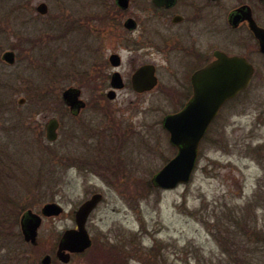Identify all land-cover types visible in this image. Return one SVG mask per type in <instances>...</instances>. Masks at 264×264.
<instances>
[{
	"label": "rangeland",
	"instance_id": "rangeland-1",
	"mask_svg": "<svg viewBox=\"0 0 264 264\" xmlns=\"http://www.w3.org/2000/svg\"><path fill=\"white\" fill-rule=\"evenodd\" d=\"M17 2L0 0V15L7 13L0 16V264H14L22 208L57 201L70 213L94 193L104 196L90 227L95 245L75 264H264V61L260 77L204 137L191 181L163 190L152 178L177 150L157 126L161 116L149 119L156 129L147 144L98 148L79 131L81 145L65 143L76 123L62 92L81 80L82 67L69 61L77 52L55 31L63 23L29 16L24 6L15 11ZM68 2L50 0L52 12L81 9L79 0ZM12 49L15 64L2 59ZM30 115L43 126L60 116L59 141L36 142L24 129ZM69 216L59 228L72 224Z\"/></svg>",
	"mask_w": 264,
	"mask_h": 264
},
{
	"label": "flooded vegetation",
	"instance_id": "flooded-vegetation-1",
	"mask_svg": "<svg viewBox=\"0 0 264 264\" xmlns=\"http://www.w3.org/2000/svg\"><path fill=\"white\" fill-rule=\"evenodd\" d=\"M48 1L33 4L32 0H18L14 10L24 6L25 12L31 11L29 16L63 23V29L55 31L67 37L70 53L77 52V58L69 61L82 67V75L78 76L81 80L63 90L62 100L66 90L78 89V100L83 104L72 106L63 100L66 116L76 123L73 129L64 131L67 145H81L82 138L86 139L77 131L93 136L98 148L123 142L149 143L151 130L156 129L149 126L152 115L161 116L157 126L170 143L164 119L184 111L197 95L202 99L209 96L208 84L214 78L211 66L221 54L244 58L254 72L249 87L228 100L218 117L260 77V63L264 61V0H79L81 9L72 7L69 0V11L64 15L52 12ZM42 4L45 9H39ZM5 14L3 11L0 16ZM6 52L15 54L16 63L15 50ZM152 80L153 87H148ZM38 115L28 116L24 129L40 144L44 138L50 144L57 143L63 126L61 117L52 116L43 126ZM51 119L59 124L54 142L47 139ZM213 124L214 121L207 133ZM77 158L68 156V160H90ZM103 200L104 197L101 203ZM50 203L59 205L61 212L44 214L46 204L31 205L18 212L14 221L18 230L14 264H75L94 247L90 227L101 203L86 223L91 247L82 253L63 251L70 255L68 263L59 256L60 245L66 231L78 229L76 214L80 206L69 213L61 203ZM28 213L40 218L35 240L28 239L25 233V228L36 224ZM68 214L72 224L59 228L58 220Z\"/></svg>",
	"mask_w": 264,
	"mask_h": 264
},
{
	"label": "water",
	"instance_id": "water-1",
	"mask_svg": "<svg viewBox=\"0 0 264 264\" xmlns=\"http://www.w3.org/2000/svg\"><path fill=\"white\" fill-rule=\"evenodd\" d=\"M45 8L46 6L42 4L39 9ZM218 57L219 60L211 66L214 68V78L208 84L209 96L202 99L197 95L184 111L164 119V128L169 132L170 142L177 149V154L153 176L152 183L155 187L168 190L191 181L197 167L201 141L209 125L218 116L221 107L247 88L251 82L254 70L244 58L228 57L225 54ZM3 59L13 64L15 54L6 52L3 54ZM153 85L152 80L148 87H153ZM79 94L78 89H68L63 94V100L75 106L81 103L78 100ZM24 102V99L20 100L21 104ZM58 127L56 119L48 122L46 130L47 139L50 142L57 139ZM101 200L102 194H95L78 209L76 214L78 229L67 231L60 245L59 256L63 262L68 263L70 260V255L63 251L82 253L92 245L86 230V223ZM61 210L62 208L56 203H50L44 206L43 213L58 214ZM28 214L30 216V213ZM31 216V221H35L36 224L25 228V233L28 239L35 240L40 218Z\"/></svg>",
	"mask_w": 264,
	"mask_h": 264
}]
</instances>
